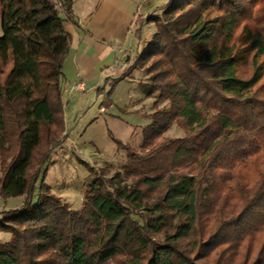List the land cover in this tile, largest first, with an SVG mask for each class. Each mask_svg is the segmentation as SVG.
I'll return each instance as SVG.
<instances>
[{"label":"trees","instance_id":"trees-1","mask_svg":"<svg viewBox=\"0 0 264 264\" xmlns=\"http://www.w3.org/2000/svg\"><path fill=\"white\" fill-rule=\"evenodd\" d=\"M71 4L0 0V197L22 196L0 211V264H264V0H167L146 15L152 38L105 82L146 63L141 93L168 105L137 151L115 140L126 162L93 177L78 210L42 168L67 136ZM173 124L183 136H165Z\"/></svg>","mask_w":264,"mask_h":264},{"label":"rangeland","instance_id":"rangeland-1","mask_svg":"<svg viewBox=\"0 0 264 264\" xmlns=\"http://www.w3.org/2000/svg\"><path fill=\"white\" fill-rule=\"evenodd\" d=\"M147 23L141 28L139 43L134 42L132 57L135 50L140 52L144 49L156 30L153 22ZM147 67L146 63L137 65L131 73L136 83L131 86L126 82L112 87L109 83H102L104 89L101 93L92 90L85 94L70 91L66 87V91L61 94L64 133L70 139L52 150L42 168L48 171L45 180L52 187V192L57 193L61 202L70 209L82 207L87 185L93 177L108 178L126 162V153L116 146L115 140L137 151L141 144L142 129L150 123L149 115L154 112V108L168 105L166 101L159 102L156 96L144 98L139 93L141 85L148 79ZM101 105L104 106V112L97 114ZM91 120L93 123L87 125ZM165 136L181 137L183 131L173 124ZM38 185L33 191L32 201L36 200ZM21 203L22 196L0 197V211L19 208ZM9 238L8 233L0 232V243Z\"/></svg>","mask_w":264,"mask_h":264},{"label":"crops","instance_id":"crops-1","mask_svg":"<svg viewBox=\"0 0 264 264\" xmlns=\"http://www.w3.org/2000/svg\"><path fill=\"white\" fill-rule=\"evenodd\" d=\"M166 1L71 0L75 23L71 21L65 23L70 40L68 41V54L62 64L61 94L72 83L84 82L85 91L78 93L85 94L97 90L102 83L106 84V79L110 81L116 78L131 62L132 48L136 41L135 28L140 23L141 28L143 25H147L146 15L165 4ZM126 57H128L127 61ZM123 82L131 86L136 83V80L131 74L115 84ZM139 93L144 97V94ZM103 110L104 106L101 105L97 114L103 113ZM92 123L91 120L87 125ZM67 139L70 138L66 136L65 140L67 141ZM47 172L46 170V176ZM49 188L52 192L53 189L50 185Z\"/></svg>","mask_w":264,"mask_h":264},{"label":"built area","instance_id":"built-area-1","mask_svg":"<svg viewBox=\"0 0 264 264\" xmlns=\"http://www.w3.org/2000/svg\"><path fill=\"white\" fill-rule=\"evenodd\" d=\"M85 89V83L82 81L72 83L69 87V90L74 92H84Z\"/></svg>","mask_w":264,"mask_h":264},{"label":"water","instance_id":"water-1","mask_svg":"<svg viewBox=\"0 0 264 264\" xmlns=\"http://www.w3.org/2000/svg\"><path fill=\"white\" fill-rule=\"evenodd\" d=\"M126 61L128 60V57H126V59H125Z\"/></svg>","mask_w":264,"mask_h":264}]
</instances>
